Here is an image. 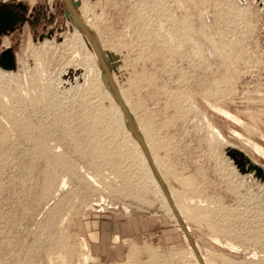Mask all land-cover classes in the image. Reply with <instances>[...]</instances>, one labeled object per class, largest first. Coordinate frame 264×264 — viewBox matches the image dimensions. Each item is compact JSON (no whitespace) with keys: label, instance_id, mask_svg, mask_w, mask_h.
Wrapping results in <instances>:
<instances>
[{"label":"rangeland","instance_id":"rangeland-1","mask_svg":"<svg viewBox=\"0 0 264 264\" xmlns=\"http://www.w3.org/2000/svg\"><path fill=\"white\" fill-rule=\"evenodd\" d=\"M70 1L165 190L64 1L0 0L28 16L0 45V264H264V179L227 154L264 173V0Z\"/></svg>","mask_w":264,"mask_h":264},{"label":"water","instance_id":"water-1","mask_svg":"<svg viewBox=\"0 0 264 264\" xmlns=\"http://www.w3.org/2000/svg\"><path fill=\"white\" fill-rule=\"evenodd\" d=\"M63 1H64L65 5L67 6L68 11H69V12H66V14L71 15L72 20H74L75 24L81 30V32L83 34H85V36L87 37L88 42L90 44V47L93 49V51L95 53L96 60L100 64L101 70H100L99 76L103 82L104 88L111 92L114 101L116 102V104H118V106L122 112L123 118H125L128 130L130 132H132L133 137L135 138V140L137 141V143L141 147V149L144 153V156L146 157L147 161H149V163L151 165V169H152L154 175H156L159 184L161 185L162 189H164L161 178L159 175H157L156 170H155L152 162L150 161V156H149L147 147L144 145L143 138H142L141 134L137 131L134 120L131 117L130 112L127 110V107L125 106V104L122 100L120 92L116 89L115 85L113 84L112 78H111L109 71H108L107 64L103 58L101 48L98 47V44H97L96 40L94 39L90 28L87 27L83 23V21L77 16V14L74 10V6L72 5L71 1L70 0H63ZM1 5H3V4H1ZM0 19L9 23L10 14L6 11H0ZM8 27L10 30H12V27H10V26H8ZM2 30L5 31V28H3ZM2 30H0V33ZM46 35L48 38L51 36L50 32H48ZM39 39L40 40L43 39L42 34L39 36ZM0 68H2L4 70H14L16 68V63H15V59H14V53L12 52V48H7L4 51H2V53L0 55ZM227 154L230 158L233 159V161L237 164V166L240 168V170H242V171H246V170L247 171H254L256 173V176H259V177L261 176L264 179V173L262 172V170L258 166L253 164L251 162V160L249 158H247L246 156H244L241 152H239L236 149H231L227 152ZM171 206H172V203H171ZM183 231H184V229H183ZM184 233H185L186 237L189 239L188 234L185 231H184ZM194 252L196 253V251H194ZM196 255H197V253H196ZM197 258H198V256H197Z\"/></svg>","mask_w":264,"mask_h":264},{"label":"flooded vegetation","instance_id":"flooded-vegetation-1","mask_svg":"<svg viewBox=\"0 0 264 264\" xmlns=\"http://www.w3.org/2000/svg\"><path fill=\"white\" fill-rule=\"evenodd\" d=\"M25 8L26 7L20 3H18V4L13 3L10 5H6V4L0 5V11H6L10 14L9 23L0 19V30L5 28V31L2 30L0 33V45H3L2 41L4 39L3 38L4 36L9 35L13 31L18 29L20 26H22L25 21H27L26 18L28 16L26 15ZM8 26L12 27V30H10ZM42 35H44V34H42ZM7 48H12V47L10 45H8V46H5V48L0 49V55H1L2 51H4ZM12 52H13V48H12Z\"/></svg>","mask_w":264,"mask_h":264},{"label":"bare ground","instance_id":"bare-ground-1","mask_svg":"<svg viewBox=\"0 0 264 264\" xmlns=\"http://www.w3.org/2000/svg\"><path fill=\"white\" fill-rule=\"evenodd\" d=\"M4 71H10V70H4ZM102 81V80H101ZM103 83V82H102ZM109 91V90H108ZM125 103V102H124ZM125 105H126V103H125ZM144 141H146L145 143H147V147H148V142H147V140L145 139ZM136 145H137V147H138V149H139V151H140V153L142 154V157H144V161H145V163L148 165V162H147V159H146V157L144 156V153H142V151H141V149H140V147H139V145H138V143L136 142ZM250 148H251V151L254 153V154H256L257 156H261V155H263V151H261V150H259V148H257L256 146H254V145H250ZM149 156H150V161L152 162V164H153V166H154V168H155V170H156V173H158V171H159V167H157V165H156V159H155V157L153 156V153H151L150 152V149H149ZM264 156V155H263ZM148 168H150L149 167V165H148ZM262 170V169H261ZM163 183V182H162ZM62 184V186L61 187H63L65 184H64V182H62L61 183ZM191 253V252H190ZM191 255L193 256V258H194V262H195V264H199L198 263V260L196 259V257H195V255H194V253L192 252L191 253ZM85 256V255H84ZM89 258V256H87L86 258L84 257V261H86L87 259ZM204 264V263H203Z\"/></svg>","mask_w":264,"mask_h":264},{"label":"crops","instance_id":"crops-1","mask_svg":"<svg viewBox=\"0 0 264 264\" xmlns=\"http://www.w3.org/2000/svg\"><path fill=\"white\" fill-rule=\"evenodd\" d=\"M105 228L108 230L107 233L111 234V233L113 232V231L109 230V229H110V225H109V224H108L107 227H105ZM107 236H108V235H107ZM108 237H109V236H108ZM113 237H114L113 239L116 240L117 238H119V234H116V235L114 234ZM115 240H113V241H115Z\"/></svg>","mask_w":264,"mask_h":264}]
</instances>
